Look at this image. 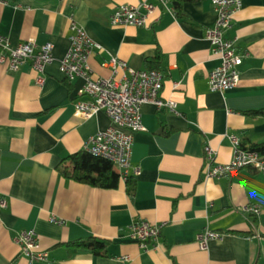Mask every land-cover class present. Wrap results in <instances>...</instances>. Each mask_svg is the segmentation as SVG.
I'll return each instance as SVG.
<instances>
[{
  "label": "crops",
  "instance_id": "0c3cea01",
  "mask_svg": "<svg viewBox=\"0 0 264 264\" xmlns=\"http://www.w3.org/2000/svg\"><path fill=\"white\" fill-rule=\"evenodd\" d=\"M144 1L156 5L145 26L111 23L119 5ZM170 8L156 0H0V35L12 46L30 38L51 42L55 56L43 84L30 62L17 71L0 65V190L8 201L0 216V264H264V174L244 167L204 175L207 143L219 163L234 155L228 134L247 146L264 143V0H243L226 31L243 63L239 84L225 93L209 88V73L221 64L206 38L216 20L212 0H170ZM72 18L101 46L89 58L95 77L110 76L104 63L112 56L135 69L158 62L160 95L177 102L178 112L142 106L132 194L122 179L101 188L57 169L112 123L103 111L89 119L75 115V102L89 97L84 80L69 81L60 68ZM244 205L261 212L245 213ZM140 221L166 223L156 247L133 240L131 225ZM207 227L224 237L204 250L197 235ZM27 229L37 232L47 261L30 262L22 253L15 238ZM90 236L110 241L105 255L74 250L71 243Z\"/></svg>",
  "mask_w": 264,
  "mask_h": 264
},
{
  "label": "built area",
  "instance_id": "2783aa9c",
  "mask_svg": "<svg viewBox=\"0 0 264 264\" xmlns=\"http://www.w3.org/2000/svg\"><path fill=\"white\" fill-rule=\"evenodd\" d=\"M163 7L171 10L170 0H156ZM216 12L213 26L206 31V38L211 43L214 54L221 59V64L209 73V88L211 91L225 93L236 87L241 78L239 67L243 56L237 52V42L226 36V31L232 26L236 12L242 8L243 0H212ZM156 5L144 1L139 4H121L111 17V23L117 26H145L147 17ZM70 48L60 63L61 71L69 81L77 78L84 80L83 95L88 100L75 102V115L81 119H89L100 111L111 119V125L104 131L92 136L84 145L83 150L95 156L105 158L118 168L121 179L125 182L138 175L140 170L132 163V146L134 133L145 130L142 116V106L154 103L159 108L177 111V102L173 99H163L161 90L164 74L159 69H135L126 61L116 56L106 60L104 65L111 68L108 77H95L89 63L90 55L101 46L95 42L87 31L75 19H71ZM55 60L54 44L47 42L39 45L30 38L16 46L9 39L0 35V65L6 64L12 71H17L23 64L30 62L38 72L37 82L45 81V67ZM234 148L230 162L216 161V151L210 144L204 147L206 178H219L232 175L244 167H252L264 174V155L256 150L244 148L240 138L228 134ZM8 206L5 195L0 190V216ZM245 213L258 215L261 208L258 205H244L240 208ZM53 221H57L55 217ZM164 223L140 221L131 225V236L139 245L148 249L159 244ZM224 233L204 228L197 235L201 249H207L211 239H222ZM16 241L22 253L30 262L47 261L49 252L42 249L35 229L23 230L16 236Z\"/></svg>",
  "mask_w": 264,
  "mask_h": 264
},
{
  "label": "trees",
  "instance_id": "16d2710c",
  "mask_svg": "<svg viewBox=\"0 0 264 264\" xmlns=\"http://www.w3.org/2000/svg\"><path fill=\"white\" fill-rule=\"evenodd\" d=\"M181 4L185 1L198 0H172ZM160 58V57H158ZM152 60L149 62H154ZM158 61V60H157ZM150 69H158V62L149 66ZM244 148L256 150L264 155V143H253L247 146L242 142ZM59 172L66 178L101 188H116L121 180L118 168L111 161L95 156L87 151H79L65 157L57 167ZM128 192H134L135 180L133 177L128 179ZM74 250L84 249L95 252L96 254L105 255L110 241L97 236H90L86 239L78 240L71 243Z\"/></svg>",
  "mask_w": 264,
  "mask_h": 264
}]
</instances>
